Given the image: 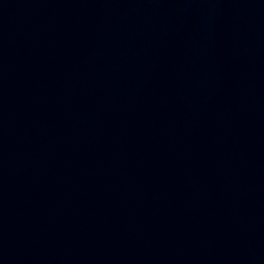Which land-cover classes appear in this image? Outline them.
<instances>
[{
	"label": "water",
	"instance_id": "water-1",
	"mask_svg": "<svg viewBox=\"0 0 264 264\" xmlns=\"http://www.w3.org/2000/svg\"><path fill=\"white\" fill-rule=\"evenodd\" d=\"M251 2L256 6V8L264 17V0H251Z\"/></svg>",
	"mask_w": 264,
	"mask_h": 264
}]
</instances>
